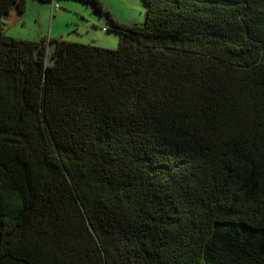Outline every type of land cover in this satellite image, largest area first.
Wrapping results in <instances>:
<instances>
[{
    "label": "trees",
    "instance_id": "trees-1",
    "mask_svg": "<svg viewBox=\"0 0 264 264\" xmlns=\"http://www.w3.org/2000/svg\"><path fill=\"white\" fill-rule=\"evenodd\" d=\"M82 1L117 47L0 0V264H264V0Z\"/></svg>",
    "mask_w": 264,
    "mask_h": 264
},
{
    "label": "rangeland",
    "instance_id": "rangeland-1",
    "mask_svg": "<svg viewBox=\"0 0 264 264\" xmlns=\"http://www.w3.org/2000/svg\"><path fill=\"white\" fill-rule=\"evenodd\" d=\"M103 6L119 22L143 23L146 5L143 0H101ZM25 0L24 9L16 13L15 7L3 19V31L11 37L39 39L46 37L95 43L102 47L115 48L118 33L111 30L106 15L93 10L82 0ZM48 43V42H47ZM54 44L48 43V50Z\"/></svg>",
    "mask_w": 264,
    "mask_h": 264
},
{
    "label": "built area",
    "instance_id": "built-area-1",
    "mask_svg": "<svg viewBox=\"0 0 264 264\" xmlns=\"http://www.w3.org/2000/svg\"><path fill=\"white\" fill-rule=\"evenodd\" d=\"M51 4L56 8L55 4L53 3V0H52V3Z\"/></svg>",
    "mask_w": 264,
    "mask_h": 264
},
{
    "label": "crops",
    "instance_id": "crops-1",
    "mask_svg": "<svg viewBox=\"0 0 264 264\" xmlns=\"http://www.w3.org/2000/svg\"><path fill=\"white\" fill-rule=\"evenodd\" d=\"M16 9V8H15ZM19 11L16 9V13H18Z\"/></svg>",
    "mask_w": 264,
    "mask_h": 264
}]
</instances>
